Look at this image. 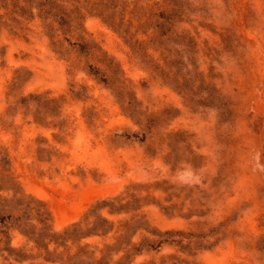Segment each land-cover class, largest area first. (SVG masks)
Wrapping results in <instances>:
<instances>
[{
    "label": "rangeland",
    "instance_id": "1",
    "mask_svg": "<svg viewBox=\"0 0 264 264\" xmlns=\"http://www.w3.org/2000/svg\"><path fill=\"white\" fill-rule=\"evenodd\" d=\"M0 264H264V0H0Z\"/></svg>",
    "mask_w": 264,
    "mask_h": 264
},
{
    "label": "clouds",
    "instance_id": "2",
    "mask_svg": "<svg viewBox=\"0 0 264 264\" xmlns=\"http://www.w3.org/2000/svg\"><path fill=\"white\" fill-rule=\"evenodd\" d=\"M178 180L182 184H193L197 183L199 178L196 177L190 169H188L178 174Z\"/></svg>",
    "mask_w": 264,
    "mask_h": 264
}]
</instances>
